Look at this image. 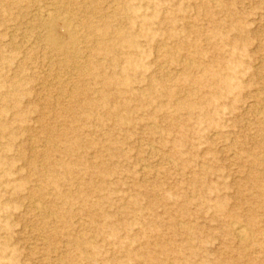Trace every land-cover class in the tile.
Segmentation results:
<instances>
[{
    "label": "rangeland",
    "instance_id": "374dc122",
    "mask_svg": "<svg viewBox=\"0 0 264 264\" xmlns=\"http://www.w3.org/2000/svg\"><path fill=\"white\" fill-rule=\"evenodd\" d=\"M0 264H264V0H0Z\"/></svg>",
    "mask_w": 264,
    "mask_h": 264
},
{
    "label": "bare ground",
    "instance_id": "6f19581e",
    "mask_svg": "<svg viewBox=\"0 0 264 264\" xmlns=\"http://www.w3.org/2000/svg\"><path fill=\"white\" fill-rule=\"evenodd\" d=\"M218 6H220V5H218ZM41 13L46 18H51L52 15H53V9H51V8L48 7L47 9H43L41 11ZM85 26L89 28V25L86 24ZM98 51L101 52L102 54H105V56H109V55H107L109 53V47L107 45H104L103 47L98 48ZM93 65H95V64H93L92 62H90L88 64V62H87L86 64H84V66H81L79 68L80 73L82 75H90L92 77H95V76L99 75L100 74V68L99 67H93ZM102 83H103L104 86H109V85L111 86V85L114 84V79L110 78V80H107L105 78V79H103V82ZM11 85H13V87H15V90H16V88H17L16 87V83H13ZM103 103H105L104 100H103ZM49 132H51V131H49ZM57 132H59V131H57ZM68 133H69V131H68ZM66 135H67V133L56 134V135H54L53 138H55L56 142L61 143L62 141H66L65 140V136ZM79 147H80V143L77 140H73L66 147L65 152L66 153H73V152L77 151L79 149ZM62 167L65 170V172H70L72 170V168L74 167V164H62ZM34 207L37 208V209H40V206L38 205V202H37L36 205H34ZM230 231L232 232L234 238L237 241H239V243L246 244V243H249L250 242V236L248 235L249 231L246 230L243 227H240L239 225L237 226V223L231 225Z\"/></svg>",
    "mask_w": 264,
    "mask_h": 264
}]
</instances>
